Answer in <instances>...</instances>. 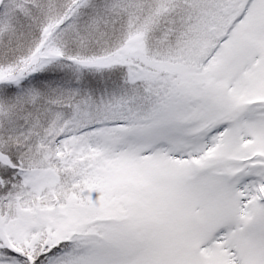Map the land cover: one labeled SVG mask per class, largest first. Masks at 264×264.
I'll use <instances>...</instances> for the list:
<instances>
[{
    "label": "snow or ice",
    "instance_id": "1",
    "mask_svg": "<svg viewBox=\"0 0 264 264\" xmlns=\"http://www.w3.org/2000/svg\"><path fill=\"white\" fill-rule=\"evenodd\" d=\"M0 264H264V0H0Z\"/></svg>",
    "mask_w": 264,
    "mask_h": 264
}]
</instances>
